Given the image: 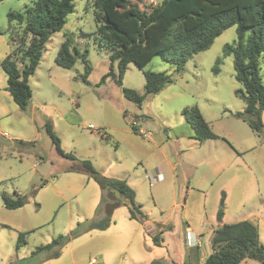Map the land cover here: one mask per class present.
Masks as SVG:
<instances>
[{
    "label": "rangeland",
    "instance_id": "1",
    "mask_svg": "<svg viewBox=\"0 0 264 264\" xmlns=\"http://www.w3.org/2000/svg\"><path fill=\"white\" fill-rule=\"evenodd\" d=\"M132 1L146 11L153 6L150 0ZM31 3L0 0V264H201L199 256L211 252L214 229L241 220L258 224L264 245V136L236 115L246 107L237 93L243 84L236 79L233 56H223L224 45L237 39L236 26L194 54L180 73L157 54L144 69L130 63L123 84L112 76L102 82L111 62L96 42L95 9L87 0H75L63 29L46 43L29 79L31 101L23 110L7 90L1 62L16 46L8 13H24ZM68 36L80 52L89 50L88 82L83 80L82 57L72 68L55 61ZM261 62L264 68V57ZM114 67L117 73V63ZM147 70L172 74L174 82L142 103L128 99L123 88L143 94ZM261 73L264 79V69ZM193 106L200 108L216 138L203 143L194 138L183 114ZM133 122L152 136L135 131ZM48 123L62 150L76 159L58 152ZM84 159L105 176L126 179L148 221L131 219L119 193L105 191L77 170ZM4 193L26 196L25 205L6 208ZM115 199L121 204L113 209L107 229L72 240L57 259L34 254L37 246L71 232L78 223L102 219L107 203ZM189 228L200 234L199 246L193 245ZM162 230L165 244L157 246L153 236ZM20 232L27 233V242L17 248ZM240 264L261 262L247 258Z\"/></svg>",
    "mask_w": 264,
    "mask_h": 264
},
{
    "label": "trees",
    "instance_id": "2",
    "mask_svg": "<svg viewBox=\"0 0 264 264\" xmlns=\"http://www.w3.org/2000/svg\"><path fill=\"white\" fill-rule=\"evenodd\" d=\"M87 1L95 9L96 42L100 48L106 49L111 62L110 71L102 78V82L112 76L119 84H123L130 63L144 69L157 54L174 64L176 72L180 73L194 54L209 49L225 30L236 26L237 39L234 43H226L223 48V56H233L236 79L243 84L237 93L245 101L246 107L236 115L259 136H264V79L261 73L264 69L261 62L264 57V0H162L153 5L150 11L142 10L132 0ZM74 10L75 0H32L24 13H8L9 29L16 46L1 65L8 75L7 90L21 109H27L31 101L33 92L29 79L41 62L46 43L63 29L68 15ZM16 23L22 30L18 29ZM88 55V49L80 52L68 36L61 43L55 61L62 67L72 68L77 57H82L85 63L83 80L88 82L87 77L92 70ZM221 62L222 57H219L215 73L219 72ZM115 63L118 66L117 73L114 70ZM144 76L146 83L143 94L132 88H123L128 99L142 103L147 95L157 94L174 82L173 75L167 72L147 70ZM183 114L196 139L204 141L217 137L198 106L185 108ZM47 131L60 154L76 159L73 154L62 150L60 138L50 123L47 124ZM81 164L77 170L86 172L105 191L122 196L131 219L142 223L148 220L142 204L136 200L135 189L126 179L103 175L88 159L82 160ZM2 199L8 209H18L26 203V196L20 194L12 197L4 193ZM119 204V199L108 202L102 219L78 223L71 232L60 234L52 242L37 246L34 254L49 253L50 259L59 258L72 240L91 230L107 229L112 222V211ZM223 214L224 211L220 210V221ZM163 232L153 236L155 245H163ZM26 235L25 232L19 233L17 248L27 242ZM211 249V254L202 264H240L247 258H254L264 264V245L260 242L259 228L251 220L223 224L216 228ZM150 264L163 263L156 260Z\"/></svg>",
    "mask_w": 264,
    "mask_h": 264
},
{
    "label": "crops",
    "instance_id": "3",
    "mask_svg": "<svg viewBox=\"0 0 264 264\" xmlns=\"http://www.w3.org/2000/svg\"><path fill=\"white\" fill-rule=\"evenodd\" d=\"M209 124H210V123H209ZM210 126H211V125H210ZM211 129H212V128H211ZM103 137H104V136H103ZM108 137H109V136H108ZM194 138H195V137H194ZM210 139H211V138H210ZM197 140H199V139H197ZM206 140H207V139H206ZM199 141H200V140H199ZM204 141H205V140H204ZM201 142L203 143V141H201ZM200 144H201V143H200ZM117 146H118V145H117ZM127 182H128V181H127ZM136 196H137V194H136ZM136 200H137V198H136ZM147 221H148V220H147ZM147 221H146V222H147ZM251 221H252V220H251ZM146 222H144V223H146ZM252 222H254V221H252ZM144 223H143V224H144ZM254 223H256V222H254ZM256 224H257V223H256ZM222 225H223V224H222ZM257 225H258V224H257ZM220 226H221V225H220ZM217 228H218V227H217ZM215 229H216V228H215ZM215 229H214V230H215ZM188 233H190V235H191L190 237H191V240H192L193 245H194L195 247H196V246H199L200 243H201V240H200V237H199L200 234L197 233L196 230L191 229V228L188 229ZM259 235H260V234H259ZM164 244H165V243L163 242V245H164ZM163 245H162V246H163ZM211 252H212V249H211ZM211 252H210V254H211ZM210 254H209V255H210ZM207 257H208V256H207ZM207 257H206V258H207ZM206 258L199 256L198 259H199L200 261H202V263H203V262L206 260ZM242 262H243V261H242ZM202 263H201V264H202ZM176 264H179V263H176Z\"/></svg>",
    "mask_w": 264,
    "mask_h": 264
},
{
    "label": "built area",
    "instance_id": "4",
    "mask_svg": "<svg viewBox=\"0 0 264 264\" xmlns=\"http://www.w3.org/2000/svg\"><path fill=\"white\" fill-rule=\"evenodd\" d=\"M151 4L156 5L158 0H150ZM133 125L138 129L139 133H141L144 136H152V132L151 131H147L145 129H143L139 124H137L136 122H133Z\"/></svg>",
    "mask_w": 264,
    "mask_h": 264
}]
</instances>
